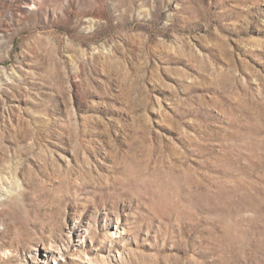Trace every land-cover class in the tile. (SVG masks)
Returning a JSON list of instances; mask_svg holds the SVG:
<instances>
[{"label":"rangeland","instance_id":"obj_1","mask_svg":"<svg viewBox=\"0 0 264 264\" xmlns=\"http://www.w3.org/2000/svg\"><path fill=\"white\" fill-rule=\"evenodd\" d=\"M0 264H264V0H0Z\"/></svg>","mask_w":264,"mask_h":264}]
</instances>
